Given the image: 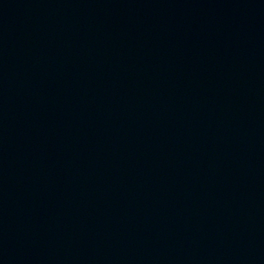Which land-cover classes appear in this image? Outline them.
<instances>
[{"label": "water", "instance_id": "95a60500", "mask_svg": "<svg viewBox=\"0 0 264 264\" xmlns=\"http://www.w3.org/2000/svg\"><path fill=\"white\" fill-rule=\"evenodd\" d=\"M194 264H264V109L225 185Z\"/></svg>", "mask_w": 264, "mask_h": 264}]
</instances>
